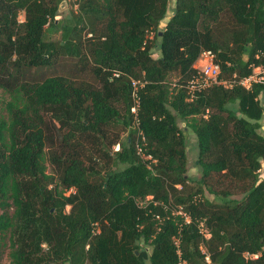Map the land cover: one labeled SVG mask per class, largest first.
Instances as JSON below:
<instances>
[{"label":"trees","instance_id":"16d2710c","mask_svg":"<svg viewBox=\"0 0 264 264\" xmlns=\"http://www.w3.org/2000/svg\"><path fill=\"white\" fill-rule=\"evenodd\" d=\"M61 1L0 0V87L10 95L0 113V255L7 233L8 264H175L177 236L186 264H264V83L213 85L192 99L185 88L202 49L224 77L264 65V0H174L162 29L170 0H77L60 39L48 40ZM88 27L96 42L83 53ZM60 55L89 56L100 86L38 77ZM131 78L144 82L138 118L153 170L135 151ZM43 111L99 140L107 166L96 167L98 156L53 157L60 172L49 186ZM178 119L197 141L193 184ZM109 125L126 137L109 140ZM178 206L189 222L172 213Z\"/></svg>","mask_w":264,"mask_h":264},{"label":"rangeland","instance_id":"374dc122","mask_svg":"<svg viewBox=\"0 0 264 264\" xmlns=\"http://www.w3.org/2000/svg\"><path fill=\"white\" fill-rule=\"evenodd\" d=\"M52 2L53 0H49ZM63 5H58L57 18L60 20L58 26H53L51 24H46L45 27V38L48 40L60 39V33L62 25L71 20V16L76 14L78 11V1L77 0H62ZM61 6V7H60ZM174 6V0H170L168 4V9L165 15V18L160 21L159 29H162L166 20L171 16ZM19 20H24V11H19L17 15ZM88 27L82 33V47L83 53L86 51L88 53L89 47L96 42L94 36H91L89 33ZM152 55L154 57L159 55V51L155 48L153 49ZM92 64L90 63L89 56H80L73 57L68 55H60L51 66L45 67L42 69L35 70L38 77H43L50 74H68L76 82L85 81L93 87H99V80L93 75L91 71ZM33 72V73H34ZM0 78H3L0 76ZM178 77L176 73L171 74L168 77L169 81H176ZM10 95L6 93L0 87V113H4L2 109V103L6 100H9ZM262 104L264 105V99H261ZM118 105V104H117ZM119 106V105H118ZM43 118L46 123V134L47 142L45 147V166L46 172L53 176V182L49 186H52L54 183L58 182L59 168L56 162L52 159L53 157L58 159H63L67 154H77L80 155L82 159L86 162H89V156H98L99 160L96 162V167L102 169L104 166H107L108 158L103 157L102 152L97 153L96 149L100 146L99 140L92 139L89 137V134L79 133L77 130L78 125L72 123L73 125L69 126H60V123L52 116V113L49 111L42 112ZM260 133L264 134V121L261 120ZM178 125L183 130V135L186 142V172L185 174L191 179L189 184H193L200 177V167L198 163V148L195 134L189 129L185 128L184 122L178 119ZM73 133V136H70L69 133ZM107 138L113 139L115 134L119 132V139L122 140L127 135V130L121 131L119 127L114 125H109L106 128ZM65 137V138H64ZM96 137V136H95ZM107 139V140H108ZM106 140V141H107ZM115 143L110 147V153L112 154L114 150ZM92 163V162H91ZM260 177H264V162L261 163V168L259 170ZM178 189L181 188V185H176ZM204 196L210 200L214 201H223L225 198L213 195L205 191ZM151 196H147L146 200ZM238 197V196H235ZM69 206L66 207V210ZM203 231H205L202 228ZM3 246L0 255V264H8V240L7 233L3 235ZM148 264V263H147Z\"/></svg>","mask_w":264,"mask_h":264},{"label":"built area","instance_id":"2783aa9c","mask_svg":"<svg viewBox=\"0 0 264 264\" xmlns=\"http://www.w3.org/2000/svg\"><path fill=\"white\" fill-rule=\"evenodd\" d=\"M91 35V34H90ZM151 36V35H150ZM194 68L196 73L186 82L185 88L187 90L189 99H192L200 91H203L213 85H221L224 88H230L233 85H240L245 89H250L253 83H264V65L252 66L251 72L246 76L236 77H224L221 74V68L219 63L215 60V55L211 50L202 49L199 53L196 61L194 62ZM117 75V73H115ZM131 105L130 113L132 115V127L136 130V141H135V151L137 155L146 163L147 167L151 170V162L156 160L151 158L149 154L145 153V137L139 126L138 110L140 107V88L143 86L144 82L137 78H131ZM119 149V143H116L114 150ZM172 213L180 214L184 217L186 222H189V216L183 212L181 206L173 209ZM155 218L161 221L159 214H155ZM95 231H98L97 225L95 226ZM205 230V229H204ZM201 231H203L201 229ZM204 235L208 237L206 230L203 231ZM173 243L177 247L178 260L175 264H186V261L181 258L179 250V238L174 236ZM203 253L205 249L201 247ZM206 254V253H205ZM249 257H256V254H246ZM206 261H209L208 255H205Z\"/></svg>","mask_w":264,"mask_h":264},{"label":"water","instance_id":"95a60500","mask_svg":"<svg viewBox=\"0 0 264 264\" xmlns=\"http://www.w3.org/2000/svg\"><path fill=\"white\" fill-rule=\"evenodd\" d=\"M63 2H64V1H61L60 5H63ZM60 7H61V6H60Z\"/></svg>","mask_w":264,"mask_h":264}]
</instances>
